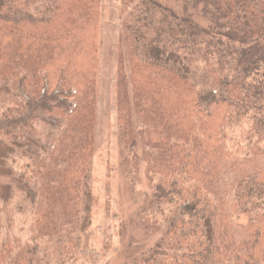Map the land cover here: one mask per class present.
Masks as SVG:
<instances>
[{
  "label": "trees",
  "instance_id": "1",
  "mask_svg": "<svg viewBox=\"0 0 264 264\" xmlns=\"http://www.w3.org/2000/svg\"><path fill=\"white\" fill-rule=\"evenodd\" d=\"M102 2L0 0V140L17 145L11 168L35 192V225L50 228L45 244L23 241L0 219V264H66L81 247ZM177 2L121 3V151L146 164L139 221L159 233L125 264H264V0ZM244 123L251 164L227 199L222 157Z\"/></svg>",
  "mask_w": 264,
  "mask_h": 264
},
{
  "label": "rangeland",
  "instance_id": "2",
  "mask_svg": "<svg viewBox=\"0 0 264 264\" xmlns=\"http://www.w3.org/2000/svg\"><path fill=\"white\" fill-rule=\"evenodd\" d=\"M161 1L179 8L177 0ZM121 3L122 0L102 2L91 211L83 225L81 247L69 253L66 264H125L130 249L147 247L159 234L151 233L139 221L141 202L150 188L146 164L138 160L136 165L132 152L121 151L117 98L118 52L123 44ZM247 127L244 123L231 129L226 142L221 179L223 197L227 199L233 197L238 178L248 172L251 164L247 157L248 136L245 139ZM14 145L5 138L0 140V219L8 227L13 225L6 226L3 232L20 236L23 241H30L35 233L44 235L38 240L45 244L50 228L35 225L33 203L29 202L35 192L11 168V154L17 147ZM19 160L17 171L24 162Z\"/></svg>",
  "mask_w": 264,
  "mask_h": 264
}]
</instances>
